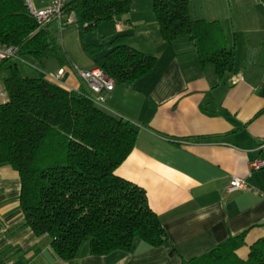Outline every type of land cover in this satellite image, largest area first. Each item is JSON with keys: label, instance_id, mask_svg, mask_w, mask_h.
Here are the masks:
<instances>
[{"label": "crops", "instance_id": "1", "mask_svg": "<svg viewBox=\"0 0 264 264\" xmlns=\"http://www.w3.org/2000/svg\"><path fill=\"white\" fill-rule=\"evenodd\" d=\"M30 2L39 9L50 0ZM235 2L237 16L230 19L213 8L194 16L188 6L191 20L215 21L222 30L232 59L219 78L214 65L199 64L187 36L166 43L152 0H132L128 13L98 24L104 27L94 38L102 43L90 42L107 45L122 34L128 46L156 58L147 75L114 84L99 106L129 118L136 130L134 145L115 174L144 189L174 252L135 241L129 252L91 255L82 243L72 260L58 259L45 236L23 224L19 175L1 164L0 264H180L244 231L236 254L247 257L249 246L264 238V0ZM64 17L48 28L63 33L70 26L63 24ZM77 32L74 26L71 33L78 41ZM97 62L80 65L70 59L60 66L52 61L63 76L55 81V75H45L66 90L85 89L77 70ZM233 176L243 178L247 188L227 191Z\"/></svg>", "mask_w": 264, "mask_h": 264}, {"label": "trees", "instance_id": "2", "mask_svg": "<svg viewBox=\"0 0 264 264\" xmlns=\"http://www.w3.org/2000/svg\"><path fill=\"white\" fill-rule=\"evenodd\" d=\"M131 3L67 0L63 10L65 17L72 14L68 25L76 26L91 58L106 50L97 66L114 84L144 77L156 58L128 46L122 34L107 45L86 43L84 38L100 22L128 13ZM188 4L189 0H152L160 35L166 43L187 36L194 42L199 64L214 65L219 78L231 62V51L223 44L218 23L191 20ZM48 25H37L24 0H0V44L15 48V57L0 60L7 97L0 103V165H10L19 175L23 224L37 236L44 235L54 256L64 261L72 260L82 243L91 255L129 252L135 241L169 247L144 189L115 174L134 145L136 130L130 119L100 107L87 88L66 90L43 71H20L19 62L26 57L68 64L59 35ZM244 235L245 231L229 236L180 264H264V238L249 246L245 259L236 254Z\"/></svg>", "mask_w": 264, "mask_h": 264}, {"label": "rangeland", "instance_id": "3", "mask_svg": "<svg viewBox=\"0 0 264 264\" xmlns=\"http://www.w3.org/2000/svg\"><path fill=\"white\" fill-rule=\"evenodd\" d=\"M140 1L141 3H144L145 1H149V0H137ZM240 5L243 6L247 0H240ZM237 3L235 2V0H189V9L192 12V15L194 16H202L206 13V11L210 10V9H215V10H220L222 12V16H226L228 17V19H230V16H237ZM104 27L103 24L97 25L95 30L92 32V34L90 36H87L84 38V41L86 43H90V42H96L98 43L99 40L96 38H100L98 37V33L101 32V29ZM74 28V25H70L69 27H67V30H64L62 33V29L59 33V37L63 42L64 48L67 52H65V55L67 57L68 60H77L80 65L86 64L88 60L92 59V60H97L100 61L101 57H100V52L96 53L95 57L91 58L88 53H86L80 43V39L78 36V41L77 38H74V36L72 35L71 31ZM78 33V32H77ZM97 37H96V36ZM64 36V38H63ZM96 37V38H94ZM91 39H94L93 41ZM79 43V44H78ZM102 43V42H99ZM64 50V49H63ZM26 57L21 59V61L19 62V68L20 71L24 74H35L37 71H43L46 75H50L53 74L55 75L57 73L56 71V66L52 67L49 63H53L55 62L57 64V61L55 59H47L45 58V62L43 63H39L37 61ZM30 62L32 64H30ZM4 76V71L3 69L0 70V85L2 88V95L0 96V102L6 97V93L4 91L3 88V83H2V77Z\"/></svg>", "mask_w": 264, "mask_h": 264}, {"label": "built area", "instance_id": "4", "mask_svg": "<svg viewBox=\"0 0 264 264\" xmlns=\"http://www.w3.org/2000/svg\"><path fill=\"white\" fill-rule=\"evenodd\" d=\"M67 0H50L49 4L43 8L36 9L32 6L30 0H24L28 14L35 20L38 26L42 27L53 21L61 20L64 17V7ZM73 21L72 14L65 17L64 23L69 24ZM15 57V48L12 46H3L0 44V60ZM85 87L94 95V102L103 106L105 102V92H110L114 88V82L105 75L101 68L94 66L90 69L77 70ZM63 76V69H58L53 80L59 81ZM2 88L0 85V96ZM247 188L243 178L233 176L228 185L227 191Z\"/></svg>", "mask_w": 264, "mask_h": 264}]
</instances>
